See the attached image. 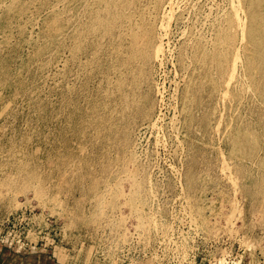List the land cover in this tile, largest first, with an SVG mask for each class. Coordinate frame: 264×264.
Here are the masks:
<instances>
[{
  "label": "rangeland",
  "instance_id": "374dc122",
  "mask_svg": "<svg viewBox=\"0 0 264 264\" xmlns=\"http://www.w3.org/2000/svg\"><path fill=\"white\" fill-rule=\"evenodd\" d=\"M112 10L149 45L125 117ZM261 19L264 0H0V264H264Z\"/></svg>",
  "mask_w": 264,
  "mask_h": 264
},
{
  "label": "bare ground",
  "instance_id": "6f19581e",
  "mask_svg": "<svg viewBox=\"0 0 264 264\" xmlns=\"http://www.w3.org/2000/svg\"><path fill=\"white\" fill-rule=\"evenodd\" d=\"M114 6L117 9L119 8L118 4ZM111 13L113 15L111 22L112 25L110 29H108V31L105 32L102 30V32L100 33V38L104 37L105 34H110V39L112 40V44L115 46V51L117 52L116 57H114V65L116 68H118V78L115 82L114 88L119 94L118 97L121 102L120 112H122V115L125 117L129 116V114L133 112L135 114H138L139 104L141 103V101L136 100L137 98L135 95H139L138 90L142 85L140 78L143 74L144 69H141L140 67L147 64L148 54L146 51L149 48V45L147 40L145 39L146 36L145 38H142V36L137 33V31H135L136 25H133L134 22L132 20H128L132 18L130 14L129 18L124 19L123 21L124 26L127 27L125 33L120 30V28L122 27V23H120V21L118 20L119 16L123 14L122 11L115 12L112 10ZM260 21L264 24V19H261ZM259 26H256L255 28H259ZM251 29L252 27L250 28V31ZM258 32L259 31H257V33ZM248 35L253 40V48L258 54L257 60L260 67L259 69H261V71H264V30L262 31L261 35H258L256 37H254L250 32L248 33ZM127 40L130 41L127 42ZM125 42H127L126 45L124 44ZM141 51H143L144 53ZM123 87H127L128 89H125L126 91H123ZM262 88L264 91V86H262Z\"/></svg>",
  "mask_w": 264,
  "mask_h": 264
}]
</instances>
